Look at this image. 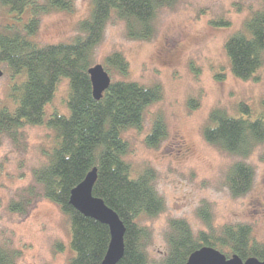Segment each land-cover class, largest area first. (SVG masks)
<instances>
[{"label": "trees", "instance_id": "obj_1", "mask_svg": "<svg viewBox=\"0 0 264 264\" xmlns=\"http://www.w3.org/2000/svg\"><path fill=\"white\" fill-rule=\"evenodd\" d=\"M178 1L92 0L89 18L78 23V36L69 43L40 46L32 38L40 29L41 16L72 12V1L0 0L11 12L30 13L22 30L12 26L0 28V64L7 65L14 76L23 77L12 93L16 108L0 107V146L3 137L18 142L26 126L45 125L56 135L47 162L33 171L41 190L33 186L24 189L19 200L12 201L8 208L27 214L37 199L57 204L71 224L74 256L70 264H103L110 244L109 227L86 217L71 204L73 189L94 169V196L114 210L126 228L124 256L117 264H187L190 256L203 247H212L228 259L236 256L243 261L256 258L264 262V241L255 238L253 226L215 227L206 205L198 210L206 230L196 234L186 220H170L167 251L160 261L151 260L148 249L153 233L144 222L164 213L166 203L155 186L156 171L151 167L134 170L128 160L130 143L125 135L131 129L142 128L147 109L163 97L162 86L125 80L130 72L129 61L121 52H113L103 66L111 77L121 78H112L101 100L93 95L89 70L96 65L95 50L103 41L109 22H123L130 40L149 42L156 35L160 13ZM213 25L229 26L223 21ZM225 50L236 78H256L264 63V10L255 12L242 31L227 39ZM62 79L69 81V112L47 117L46 107ZM190 104L197 106L193 100ZM261 105L263 113L258 116L245 103L238 105L237 116L223 109L213 110L203 128L205 141L226 154L249 158L264 144V98ZM166 135V125L157 117L145 143L158 148ZM254 180V168L244 161L234 163L226 174V185L234 198L248 194ZM14 261L13 252L0 246V264Z\"/></svg>", "mask_w": 264, "mask_h": 264}, {"label": "rangeland", "instance_id": "obj_2", "mask_svg": "<svg viewBox=\"0 0 264 264\" xmlns=\"http://www.w3.org/2000/svg\"><path fill=\"white\" fill-rule=\"evenodd\" d=\"M71 1L72 12L42 15L32 40L44 46L69 43L78 36V23L89 18L92 0ZM263 10L264 0H179L160 13L153 40H130L124 23L113 19L95 50V64L103 65L108 55L121 52L130 64L125 80L160 84L163 89L162 99L145 112L142 128L125 135L134 170L151 167L156 171L155 186L166 203L164 213L144 222L153 233L148 249L153 261H160L167 251L170 220H186L196 234L206 230L198 216L204 205L215 227L249 224L255 238L264 241V144L243 159L220 151L203 137V128L217 108L237 116L238 105L245 103L256 116L263 113L264 63L256 78L244 81L233 75L225 50L227 39L242 31L255 12ZM29 18V12H11L0 4V28L22 30ZM218 21L229 26L213 25ZM0 71V107L14 110L13 89L23 77L11 74L5 64H0ZM68 97L69 81L62 79L46 107V116L68 114ZM191 100L196 107L191 106ZM157 117L165 123L167 135L158 148H151L145 139ZM22 132L18 142L3 137L0 146V246L13 252L14 264H70L74 256L71 224L57 204L40 198L27 214L8 208L24 189L33 186L41 190L33 171L47 162L56 140L45 125L26 126ZM239 161L254 168L255 180L248 194L234 198L226 185V174Z\"/></svg>", "mask_w": 264, "mask_h": 264}, {"label": "water", "instance_id": "obj_3", "mask_svg": "<svg viewBox=\"0 0 264 264\" xmlns=\"http://www.w3.org/2000/svg\"><path fill=\"white\" fill-rule=\"evenodd\" d=\"M89 74L94 98L99 101L110 88L112 78L101 64L94 65L89 70ZM2 75L3 72L0 71V77ZM96 181L97 169H94L83 182L73 189L71 204L86 217L109 227L111 240L103 264H117L124 256L126 228L117 213L108 207L102 199L94 196L93 189ZM187 264H264V262L256 258L243 261L236 256L228 259L223 253L212 247H203L190 256Z\"/></svg>", "mask_w": 264, "mask_h": 264}]
</instances>
